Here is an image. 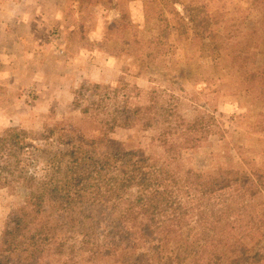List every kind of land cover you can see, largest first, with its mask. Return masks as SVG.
<instances>
[{"label": "rangeland", "instance_id": "obj_1", "mask_svg": "<svg viewBox=\"0 0 264 264\" xmlns=\"http://www.w3.org/2000/svg\"><path fill=\"white\" fill-rule=\"evenodd\" d=\"M7 1H0V136L10 129L29 133L24 151L29 174L44 178L58 153L109 137L121 150V164L146 158L166 166L172 197L195 211L200 192L184 188L191 174L226 181L202 201L206 210L227 203L234 208L242 181L259 182L264 174V16L253 9V0H36L27 9L1 10ZM193 1L204 15L197 20L221 36L218 54L203 26L198 28L201 36L193 38L192 11L187 9ZM25 16H31L36 36L18 29ZM166 21L175 28L164 38ZM184 23L189 40L178 31ZM156 47L164 54L155 52ZM97 92H120L118 103L140 109L137 122L112 133L84 114L98 100ZM154 117L158 120L150 124ZM12 178L0 177V238L28 197L25 181L18 184ZM140 199L123 200V209H144V218L150 207ZM259 211L257 206L262 227ZM196 215L185 219L193 223ZM230 217L222 219L228 223ZM118 240L135 251V245L143 244L134 227ZM151 251L147 246L139 253L146 257ZM85 259L83 253L67 252L64 259L45 263L90 264ZM93 264L115 260L108 254Z\"/></svg>", "mask_w": 264, "mask_h": 264}, {"label": "trees", "instance_id": "obj_2", "mask_svg": "<svg viewBox=\"0 0 264 264\" xmlns=\"http://www.w3.org/2000/svg\"><path fill=\"white\" fill-rule=\"evenodd\" d=\"M252 6L264 16V0H253ZM187 9L192 11L189 24L194 25L193 38H199L198 28L205 25L197 17L203 12L194 1ZM183 25L178 31L189 40L192 36ZM208 25L213 23L208 20ZM171 28L175 27L166 21L164 38ZM205 29L206 39L218 54L220 34ZM196 46L205 51L201 41ZM155 52L164 54L159 47ZM96 94L98 100L91 101L83 113L110 128L109 132L116 133L117 128L125 129L137 122L140 109L131 110L127 103H118L115 96L120 92ZM105 102L107 108H101ZM157 120L154 117L149 123ZM56 129L58 126L50 128L49 134ZM28 136L27 131L18 129L0 136V177L11 175V181L18 184L25 181L28 191L26 204L13 212L0 238V264H46L49 259H64L67 252L83 253L90 264L108 254H112L115 264H185L192 258L191 264H264V226L258 227L261 215L256 213L260 206L259 212L264 215V174L256 183L251 179L242 181L240 201L234 208L227 203L223 208L209 205L208 210L202 207V201L224 188L226 181L191 174L184 188L200 192V206L195 211L172 197L168 188L172 174L166 166L147 163L146 158L130 166L121 164V150L109 137L89 140L88 144L80 142L58 153L44 178L31 175L24 154ZM252 185L259 186L254 190ZM132 196L148 202L150 210L144 218V209H123L121 202ZM196 212V221L189 223L185 216L193 217ZM227 215L232 216L228 223L222 219ZM132 227L143 243L140 248L135 245L136 251L118 240ZM118 242L122 246L116 253ZM147 246L153 248V253L143 257L139 250Z\"/></svg>", "mask_w": 264, "mask_h": 264}, {"label": "crops", "instance_id": "obj_3", "mask_svg": "<svg viewBox=\"0 0 264 264\" xmlns=\"http://www.w3.org/2000/svg\"><path fill=\"white\" fill-rule=\"evenodd\" d=\"M0 1H3V0H0ZM36 5H37V1L36 0H8L7 2L2 4L3 9H1V10L8 9L10 6H13V7L18 6V9H21V8H26V7L30 8L31 6H36ZM30 17L31 16H27V17L25 16L24 18H20L18 29L21 32H23L26 29L30 30V33L33 36H36V32L34 31V25H31V29H30V26H29L30 23H31L30 22ZM2 19H3V17H0V20H2ZM21 32H19V36L24 37ZM24 35L27 36V33H25ZM36 42H37V39H36Z\"/></svg>", "mask_w": 264, "mask_h": 264}]
</instances>
